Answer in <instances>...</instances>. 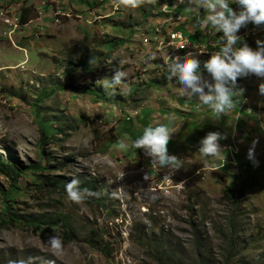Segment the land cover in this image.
Here are the masks:
<instances>
[{"label": "rangeland", "instance_id": "374dc122", "mask_svg": "<svg viewBox=\"0 0 264 264\" xmlns=\"http://www.w3.org/2000/svg\"><path fill=\"white\" fill-rule=\"evenodd\" d=\"M2 1L0 264L29 258L30 264H171L170 254L173 264H264V95L258 93L264 78H239L242 94L217 117L167 79L160 61L172 50L158 53L151 45L156 57L145 47L154 27L163 26L154 22L170 17L197 43L186 20L212 31L202 23L205 9L197 10L196 0H142L136 8L118 0H65L70 5L59 7L68 17L56 23L59 14L52 17L47 4L40 20L22 29L14 16L27 1ZM248 25L237 32V47L255 50L264 25ZM210 33L207 41L219 44L222 34ZM201 49L203 72L202 58L216 49ZM117 68L126 76L106 95L99 80ZM168 117V152L182 160L174 172L153 169L141 149L130 147L144 127L169 123ZM201 129L224 137L218 159L197 152ZM73 176L99 195L69 201L64 184ZM31 220L40 230L26 226ZM56 233L64 245L59 256L46 245Z\"/></svg>", "mask_w": 264, "mask_h": 264}, {"label": "clouds", "instance_id": "9594fccd", "mask_svg": "<svg viewBox=\"0 0 264 264\" xmlns=\"http://www.w3.org/2000/svg\"><path fill=\"white\" fill-rule=\"evenodd\" d=\"M141 2L142 0H118L119 4L131 8L138 7ZM231 3L237 5L236 11L229 6ZM196 4L197 10L204 8L208 12L202 23L222 34L219 38V50L211 53L209 59L203 62V72L200 68L201 62L191 52L183 56L169 57L166 61L167 79L174 78L182 94L189 99L195 98L218 117L230 111L236 103L234 97L242 94L243 89L237 87L238 78L249 75L264 78V41L257 40L255 50L246 44L237 47L241 39L237 36L239 29L248 23L264 25V0H196ZM90 63H94V58ZM118 63L123 64L124 61L120 60ZM125 76L126 73L117 68L110 78L104 77L99 80L106 95H114ZM258 93L264 95V83L258 85ZM168 120L169 123H157L154 126L150 124L144 127L141 135L131 141L130 147L141 149L150 159L153 169L167 168L174 172L182 168V160L168 152L167 145L173 132V128L169 126L172 117H168ZM222 139L224 137L219 132H208L199 140L197 152L205 159H218L222 153L219 143ZM255 143L253 141L249 148V159L252 158ZM120 147L124 148L125 145L121 143ZM80 183V180L73 176L64 184L69 201L80 204L89 197L99 195L87 188H81ZM46 245L53 256L63 254L64 245L59 233L49 236ZM30 259L10 261L9 264H30Z\"/></svg>", "mask_w": 264, "mask_h": 264}, {"label": "crops", "instance_id": "0c3cea01", "mask_svg": "<svg viewBox=\"0 0 264 264\" xmlns=\"http://www.w3.org/2000/svg\"><path fill=\"white\" fill-rule=\"evenodd\" d=\"M23 1H25V0H23ZM27 2H25L24 4H21V3H19L18 4V6H21V8L22 9H20L21 11L23 10V9H25L24 10V12L22 13V15H21V11H19V13H16L15 14V16H14V18L17 16V18L19 19L20 18V15H21V17H22V20H23V22H26V24L25 25H20V27L22 28V29H24V28H26V27H28L29 26V24H31L32 22H35V21H39L40 19L39 18H36V16H41L42 15V13L39 11V9H41V7H46L47 6V4L48 5H51V8H52V13H51V15H52V17H55L57 14H62V15H67L68 16V14H65L66 13V11H63V7H59V5L60 4H67V6L68 5H70V4H68L67 2H65V0H47L45 3H43V1L42 0H26ZM2 2H4V0L2 1ZM5 2H7V1H5ZM62 2V3H61ZM3 4V3H2ZM75 4V2L74 3H71V6L72 5H74ZM234 4V3H233ZM234 6L235 7H237V5L236 4H234ZM11 8H12V6H10ZM11 8H9L7 11L8 12H10L12 9ZM115 8H117V7H115ZM181 8H182V5H181V3H178V6L175 8V11H177V12H179V13H181ZM233 10L234 11H236V9L235 8H233ZM205 11L207 12V10L205 9ZM175 14V13H174ZM182 14V13H181ZM207 14H208V12H207ZM206 14V15H207ZM179 16V15H178ZM180 17V16H179ZM18 19H14L15 21H17ZM184 19H186V17L184 18ZM59 20H58V17H56L55 18V22L57 23ZM187 23L189 24V26H188V28H190V31L191 32H196L194 35H191V36H193V38H194V40L195 41H197V43L195 42H193L194 44H196V45H198L199 47H203L204 49H207V48H210V49H216V51H218L219 49H218V44L216 43V44H210L208 41H207V38L209 37V40L211 41V33L210 32H217L214 28H212L211 26V29H212V31H208V30H203V29H199L198 28V24L197 23H194L193 22V19H192V17L191 16H188V18H187ZM186 21L184 22L185 24H186ZM22 22V23H23ZM154 24H162L163 26H164V28L167 30H174V31H179V32H182L183 34L184 33H187L188 31H187V29H186V31L184 32L183 30H182V27L180 28L179 27V24L180 23H172L171 22V17H170V20H168V18H161V19H157L155 22H154ZM154 24H152V25H150V26H147L148 28H149V30L151 29V27L154 25ZM251 23H249V25H250ZM194 25H196V27H194ZM249 25H248V27H249ZM182 26H185V25H182ZM199 31H200V35H198V33H199ZM187 34H189V32L187 33ZM210 34V35H209ZM185 35V34H184ZM209 35V36H208ZM212 35H214V34H212ZM186 36V35H185ZM200 43V44H199ZM206 52H208V54L206 55V56H204L202 59L203 60H205V61H207V59H209V56H210V54L211 53H213L214 51H211L210 53H209V51L207 50ZM201 61V60H200ZM205 61H203V62H205ZM202 62V63H203ZM239 81V78L237 79V82ZM240 85H242V83H240ZM242 87V86H241ZM241 89H243V88H241ZM239 97V95L238 96H236V98H238ZM235 98V97H234ZM182 103H183V101H181V105H182ZM190 105H193L194 106V103H193V100L191 101V104ZM190 119V118H189ZM188 134V133H187ZM207 134V131L206 132H203V129H201L200 131H199V133H198V135H199V137H204L205 135ZM184 136H187V135H185L184 134Z\"/></svg>", "mask_w": 264, "mask_h": 264}, {"label": "built area", "instance_id": "2783aa9c", "mask_svg": "<svg viewBox=\"0 0 264 264\" xmlns=\"http://www.w3.org/2000/svg\"><path fill=\"white\" fill-rule=\"evenodd\" d=\"M62 14H59L61 17ZM67 16V15H66ZM68 17V16H67ZM8 21L5 20V23ZM255 32V29L248 31V34ZM151 45H158V50L167 49L173 50L174 56H183L187 52L193 53L196 57L202 56L201 47L196 44H190V40L184 34H178V31L166 30L164 26H155L154 31L151 33L148 38V42L145 44V47H148V54H153L157 57V52H151ZM160 61L161 65L166 64V61Z\"/></svg>", "mask_w": 264, "mask_h": 264}, {"label": "trees", "instance_id": "16d2710c", "mask_svg": "<svg viewBox=\"0 0 264 264\" xmlns=\"http://www.w3.org/2000/svg\"><path fill=\"white\" fill-rule=\"evenodd\" d=\"M24 10L25 9H23L22 11H21V15H22V13L24 12ZM21 15H20V18H19V20H18V23L20 24V25H25L26 24V22H23V20H22V17H21ZM23 22V23H22ZM45 139H46V136L43 134V133H41V135H40V139H39V142H38V144H40V145H42V142H44L45 141ZM44 152L43 151H41L40 152V155H41V162H42V165H44L45 163H46V159H45V157H44ZM242 164H244V163H240V165H242ZM57 171L58 172H60V169H57ZM16 176H18V172L16 173H14ZM227 197H231L230 196V194H229V191H227V193L225 194ZM234 195V194H233ZM11 206V205H10ZM9 220L10 221H13V222H17V223H21V218H19V220L18 219H15V218H11L10 216H9ZM23 224H25L24 222H23ZM27 225V227H29V228H34V229H38V230H40V226L36 223V221H29V222H27L26 223ZM49 225L51 226V228H53V229H55L56 227V223H53V222H51V223H49ZM60 226V225H59ZM172 254H170V256H167V261H169L171 264H173V261L171 260V258H172ZM160 261V263H161V260H159Z\"/></svg>", "mask_w": 264, "mask_h": 264}, {"label": "bare ground", "instance_id": "6f19581e", "mask_svg": "<svg viewBox=\"0 0 264 264\" xmlns=\"http://www.w3.org/2000/svg\"><path fill=\"white\" fill-rule=\"evenodd\" d=\"M157 26H161V25H157ZM153 31H154V29H153ZM178 34H181L180 32H178ZM150 36V35H149ZM155 47H156V50H157V52L159 53V52H161L162 51V49H160V50H158V45H155ZM165 51H167V49H164ZM174 55V51L172 50L171 51V53L167 56V58L166 59H169V57H171V56H173ZM160 56V55H159ZM162 60V59H161ZM165 60V59H164ZM150 61V60H149ZM148 62V61H147Z\"/></svg>", "mask_w": 264, "mask_h": 264}]
</instances>
